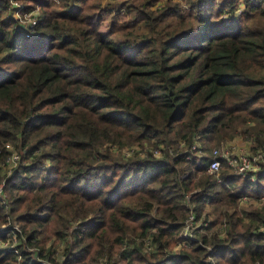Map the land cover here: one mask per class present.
I'll use <instances>...</instances> for the list:
<instances>
[{
	"label": "trees",
	"instance_id": "trees-1",
	"mask_svg": "<svg viewBox=\"0 0 264 264\" xmlns=\"http://www.w3.org/2000/svg\"><path fill=\"white\" fill-rule=\"evenodd\" d=\"M117 1L0 0V264H264V0Z\"/></svg>",
	"mask_w": 264,
	"mask_h": 264
},
{
	"label": "built area",
	"instance_id": "built-area-1",
	"mask_svg": "<svg viewBox=\"0 0 264 264\" xmlns=\"http://www.w3.org/2000/svg\"><path fill=\"white\" fill-rule=\"evenodd\" d=\"M19 2V1H18ZM17 1H13L14 7H18L17 9L21 8L18 6L20 3ZM29 21L32 24H36L37 18L32 14L29 16ZM28 21V19H26ZM232 141L223 142L220 146L212 150L211 159L208 164V171L217 176L218 181H221L220 178V171L222 167L223 161H226L234 170L235 173L249 177L251 180L256 179V173L260 170L262 163L264 162V147L258 148L256 150L251 149V151L243 149L238 151H233L232 148ZM248 142V141H247ZM250 145V143H248ZM200 147V144H197ZM126 150V149H125ZM199 156L203 155L201 151L198 152ZM19 159V155L17 153H13L8 159V162L11 164H16ZM3 188L2 184L0 185V196H3ZM253 200L249 195H243L241 199V203L246 204ZM255 202H259L260 204H264V197H261L259 200L255 199ZM7 225H3L2 228H5ZM195 227V221L193 216H191L186 223L184 234L185 236L192 235V229ZM14 228H17V224L14 225ZM11 239H7L6 241L2 242L1 245L8 247L9 249H13L18 251L16 248V241L17 236L14 233V237L12 238L13 242H10ZM147 244H150V240L147 241ZM150 247V246H149ZM21 258V255L18 256V259ZM40 264H55L52 260L47 258H37Z\"/></svg>",
	"mask_w": 264,
	"mask_h": 264
},
{
	"label": "rangeland",
	"instance_id": "rangeland-1",
	"mask_svg": "<svg viewBox=\"0 0 264 264\" xmlns=\"http://www.w3.org/2000/svg\"><path fill=\"white\" fill-rule=\"evenodd\" d=\"M101 1L103 2V5L105 6V9H106V12L103 14L104 15V18H105V22H104V25H103V29H107V27L109 26V24L111 22V18H112V12H110V11H111V9H114V6H116L118 4V1L117 0H101ZM173 1H175V2H181L184 5H187V2H188V0H173ZM219 1L222 2L224 0H219ZM162 2H164V0ZM18 3H20L18 6H21L22 5L21 1H19ZM52 4L54 6H57L58 7L59 4H60V0H52ZM241 7L243 9L245 7V5L242 4ZM107 9H109L108 12H107ZM15 15L17 17H19L21 20L27 21L26 19H28L27 22H30L29 21V18H30L29 16L32 15V13L28 12L25 15L24 14H17V13H15ZM245 142H246V140L243 137L236 136L234 138V141H232V143H231L232 144L233 151H238V150H241V149H243L244 151H246V150L251 151L250 145H248L247 142L246 143ZM217 147H218V145L213 146L212 150L215 149V148H217ZM209 209H211V208H208V210ZM215 213H216L215 211L212 212V214H213L214 217L216 216ZM202 222L204 223V221H201L200 222V225L202 224Z\"/></svg>",
	"mask_w": 264,
	"mask_h": 264
},
{
	"label": "crops",
	"instance_id": "crops-1",
	"mask_svg": "<svg viewBox=\"0 0 264 264\" xmlns=\"http://www.w3.org/2000/svg\"><path fill=\"white\" fill-rule=\"evenodd\" d=\"M246 142H247V141H246ZM246 142H245V143H246ZM248 143H249V142H247V144H248ZM248 145H249V144H248Z\"/></svg>",
	"mask_w": 264,
	"mask_h": 264
}]
</instances>
